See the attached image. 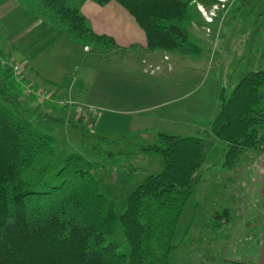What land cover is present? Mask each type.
<instances>
[{"label": "trees", "instance_id": "16d2710c", "mask_svg": "<svg viewBox=\"0 0 264 264\" xmlns=\"http://www.w3.org/2000/svg\"><path fill=\"white\" fill-rule=\"evenodd\" d=\"M84 1L17 0L82 45L122 53L142 47L185 56L201 52L188 30L192 0H115L143 29L144 45L118 44L113 35L95 31L80 11ZM27 81L0 60V264H168L178 245L172 238L182 207L200 180L197 170L213 139L224 141V163L233 166L244 151L257 149L263 134L264 66L220 86L216 114L203 134L159 131L155 141L141 145L161 155L162 167L138 181L117 211L95 163L81 152L64 156L56 184L33 189L23 176L39 154L53 151V136L17 112L18 92L27 103L36 99L25 92Z\"/></svg>", "mask_w": 264, "mask_h": 264}, {"label": "rangeland", "instance_id": "374dc122", "mask_svg": "<svg viewBox=\"0 0 264 264\" xmlns=\"http://www.w3.org/2000/svg\"><path fill=\"white\" fill-rule=\"evenodd\" d=\"M89 2L98 7L91 4L85 6L84 2L79 6L88 22L92 20L96 23L103 18L104 26L114 29L116 23L109 18L116 21L119 18L121 25L128 22V18H133L115 0L102 5ZM215 3L217 8L213 7ZM191 6L193 21L199 22L209 9L214 11V21L207 23L209 32L205 27L188 26L190 37L201 47V52L190 56L169 52L171 57L184 63L183 69L179 66L171 73L143 71V65L148 64L142 61V54L138 51L127 50L123 54L117 50L119 53H114L113 47H106L102 48L105 50L104 57L94 51L101 47L84 51L77 41L62 33L67 40H72L71 47L74 44L77 50L73 52L78 55L77 68L69 62L70 69L62 72L67 79L66 84H69L65 87L71 90L69 97L56 95L61 90L57 87L38 85V88L51 94L49 102L36 97L30 98L27 103L18 92L20 103L17 112L37 129L53 136V151L39 154L32 167L22 172L33 189L40 190L46 185L58 183L56 172L64 156L70 152H81L95 163V175L102 179L108 197L116 201V210L121 211L126 193L146 174L162 167L161 155L143 151L141 145L155 141L159 131L203 134V128L193 130L191 126L174 125L164 120L162 111L165 103L159 102L154 108L142 111L148 101L138 93L142 89L140 79L155 80L160 87L166 79L193 81L199 76L203 86H206L204 88L211 92L203 100L205 104L198 116L206 127L214 99L218 101L220 86L236 81L248 68L264 66V0H192ZM202 23L205 24L204 21ZM13 29V26L10 27L11 31ZM56 30L63 32L58 28ZM157 54L158 59L162 58V52ZM28 82L33 84L31 80ZM148 88L143 83V90ZM214 88L217 93H214ZM125 93L130 94L129 98L124 97ZM86 99L93 101L95 111L83 104ZM190 99L185 100L186 106L190 104ZM185 116L191 120L192 110ZM224 144L221 138H214L198 167L200 180L182 207L172 238L178 245L170 252L168 264H177L180 247L202 248L213 256L225 255L231 230L245 206L243 195L250 192L247 196L250 200L256 195L258 183L254 177L262 169L258 165L257 153L244 151L235 165L226 166ZM115 235L121 238L118 231ZM121 248L127 250L125 243H121Z\"/></svg>", "mask_w": 264, "mask_h": 264}, {"label": "crops", "instance_id": "0c3cea01", "mask_svg": "<svg viewBox=\"0 0 264 264\" xmlns=\"http://www.w3.org/2000/svg\"><path fill=\"white\" fill-rule=\"evenodd\" d=\"M89 1L93 0H85L84 5L91 4L93 7H98ZM101 19L97 20L96 23L89 20L95 31H106L112 34L118 44L127 45L131 42L145 44L144 31L134 18H128V22H125L124 25L120 24L119 18L117 21L114 18H109L113 23H116L114 29H112V26H104L106 23H104L103 18ZM212 21H214V18L211 21L201 18L199 22L192 21L190 25L193 28L198 26L205 27L206 31L209 32L210 28H208L207 23ZM12 26L14 29L11 31L10 27ZM38 31L39 33H37ZM62 33L64 32H59L44 19L32 15L29 10L20 6L17 0H0V60L5 57L18 62L25 79L31 80L36 86L57 87L56 89H61V92H56V95L60 97L65 94V96L69 97L71 90L66 89L65 86L68 87L69 84H66L67 79L62 72L70 69L68 66L69 62H73V68L76 67L78 55L73 52L77 48L73 46L74 44L71 47L72 40H67L68 38L66 39ZM26 38H29V40ZM32 39L33 41H31ZM58 42L62 43L58 44ZM80 45L84 51H90L93 48L88 45ZM94 51H96L97 55L102 53L101 55L105 56V50H102V48H97ZM112 51L119 53L116 48H112ZM138 52L142 54V61L148 64L147 66L143 65V71L145 72L149 70L150 73L157 71L171 73L179 66L182 69L184 67L183 60L180 59L179 61V58L171 57L169 51L147 50L142 47ZM159 52H162V58L160 59H158L157 54ZM52 58L53 61H51ZM58 68L61 70L57 71ZM140 80L142 89L138 93L148 101L142 107V111L154 108L159 102L165 103V108L162 111L164 120L174 125L191 126L193 130L205 127L204 123L198 119V116L205 104L203 100L211 92L204 88L206 86H203L204 83L199 76L193 81L182 79L172 81V79H166L167 81L161 83L160 87L157 86L155 80L151 81L143 78ZM143 83H146L149 88L143 90ZM80 86L82 87L81 83H79ZM214 93H217L215 88ZM124 95H126L124 96L125 98L130 96L129 93ZM88 97L90 96L88 95ZM189 98H191L190 104L186 106L184 102ZM92 102V100L86 99L83 104H86L90 110H94L95 105ZM262 106L264 108V87L262 88ZM217 108L218 101L214 99L212 113L209 111L208 115L209 123L216 114ZM190 110H192L193 114L191 120L187 116L184 117V114H188ZM129 112L131 111L129 110ZM152 116L159 117L158 115ZM140 117H142L141 114ZM254 152L257 153L258 165L262 168L254 177L258 183V188L252 200L247 197L250 192L243 195L245 206L242 208L240 217L231 230V235L225 248V255L213 256L210 251L202 248L180 247L177 264H264V129L258 147Z\"/></svg>", "mask_w": 264, "mask_h": 264}, {"label": "built area", "instance_id": "2783aa9c", "mask_svg": "<svg viewBox=\"0 0 264 264\" xmlns=\"http://www.w3.org/2000/svg\"><path fill=\"white\" fill-rule=\"evenodd\" d=\"M221 1H223V0H221ZM213 7L217 8V3L213 4ZM200 11H201V9H200ZM213 15H214L213 9H209V13L207 15H205L204 18H205L206 21H211L212 18H213ZM1 62L3 64L7 63L8 65H10L12 67V70H13V72L15 74V77L18 80L23 79L24 74H23L22 68H21L19 63L14 62V61L9 62V60H7V59H1ZM23 86H24V90H25L26 93L34 92L36 97H38L40 100H48L50 98L51 94L46 93L41 88H38V87L34 88L33 84L28 82V81L24 82Z\"/></svg>", "mask_w": 264, "mask_h": 264}]
</instances>
